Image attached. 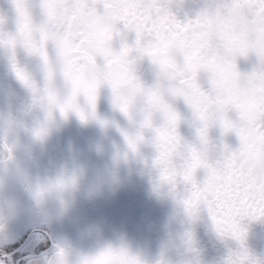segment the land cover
I'll return each mask as SVG.
<instances>
[{"label":"snow or ice","instance_id":"snow-or-ice-1","mask_svg":"<svg viewBox=\"0 0 264 264\" xmlns=\"http://www.w3.org/2000/svg\"><path fill=\"white\" fill-rule=\"evenodd\" d=\"M15 27L9 28V16L0 9V46L8 50V60L16 77L34 95L47 101L52 109L67 117L76 112L82 121L97 118L99 89L107 83L113 93V103L128 118L139 105V129L130 134L121 129L130 148L138 150L150 130V142L156 155V184L168 186L173 195L195 217L206 206L214 226L221 236L238 240L241 248L230 252L225 264H246L250 253L244 246L245 217H264V56L249 73H242L238 57L248 56L255 46L239 47L228 41L209 40L205 16L181 19L169 10L165 0H8ZM160 6L157 15L145 11L146 3ZM214 0L201 11L210 9ZM255 6L264 14V0ZM37 10L39 19H37ZM65 13H78L96 26L94 35L73 33L61 22ZM187 15V13L185 14ZM128 34H134L129 42ZM117 37L120 47L115 46ZM38 56L44 73L41 86L31 73L21 66L17 49ZM55 51V58L50 55ZM144 56L157 68L154 84L146 85L137 75L136 62ZM68 86L61 94L55 86L57 75ZM202 74L206 75L207 87ZM86 98L89 109L80 104ZM182 98L191 108L198 142L186 141L180 131L181 114L169 100ZM235 113L231 116L230 113ZM161 119L156 122V117ZM101 124L107 121L101 120ZM219 123L223 133L235 131L240 144L236 148L223 143L219 154L214 144L211 152L208 130ZM38 138L47 133L37 126ZM249 136L253 139L250 140ZM203 170L204 176L198 173ZM57 183L74 184L75 177L58 178ZM195 251L194 246L189 247ZM65 247L57 245L47 264H72ZM79 264H144L127 250L111 246L99 253L83 257ZM157 264H163L158 261ZM184 264H191L190 261ZM258 264V262H253Z\"/></svg>","mask_w":264,"mask_h":264},{"label":"rangeland","instance_id":"rangeland-1","mask_svg":"<svg viewBox=\"0 0 264 264\" xmlns=\"http://www.w3.org/2000/svg\"><path fill=\"white\" fill-rule=\"evenodd\" d=\"M178 13L177 11V15ZM189 17L194 16L191 15ZM80 18L83 29L89 35H94L96 31L95 24L83 15H80ZM126 38L129 42H133L134 34H128ZM120 43L121 38L117 37L115 46L119 48ZM50 55L53 59L55 58L54 49L50 48ZM17 57L21 66L25 67L31 73L32 78L42 86L44 73L40 58L27 53L23 47L17 53ZM4 62L6 64V81L2 82V85H5L6 89L3 87L0 90V132L9 145L16 146L19 156H26V159L33 166L37 165L36 168L31 167L30 169L31 178L29 183H47L60 177L68 179L78 173L79 171H76L80 164L78 151L70 144L73 139L66 134L67 131L64 125H68L69 130L73 129L77 133H80L83 127L84 129L85 127L86 129H91L90 127L97 126L96 128H98L105 143L113 147L111 155L128 154L127 159L117 162V167L120 169V166H122L121 169H123V174L126 178L125 186L128 190H131L132 197L141 202L151 201L156 206H159L157 214L152 217V231L158 234L160 245L161 241L169 234L167 222L170 217H175L171 225L172 232H191L195 242V251L190 250L189 247H184L178 251H172L171 258L176 260L180 258L185 261L191 258V264H225L230 252L238 251L241 248L240 242L235 238L221 236L213 226L214 224L212 225L214 228L208 227L206 222L212 220V218L206 206H201L199 212L193 217L188 213L183 202L172 194L168 186H165L166 191L163 194L155 190L154 182L158 176V171L154 166L156 150L150 142V137L152 136L150 130H145L144 132L149 139L139 145L138 151H132L121 128H117L112 118H105V115L101 114L97 109V116L101 119L90 117L87 121H82L74 111L68 114L71 116L70 121L68 116L64 117L57 109L56 119L58 123L50 127L44 141H38L31 130L44 121L45 110L39 106L30 89L26 91L23 98L18 99L15 97L13 80L16 75L11 69L8 55L5 57ZM142 81L146 85L155 83L154 81ZM55 86L61 94H66L68 91L66 82L59 74L55 79ZM98 98V108L102 107L104 102L114 105L113 93L108 84L104 83L101 85ZM168 98L181 114L182 119L179 131L182 137L186 141L197 143L198 135L196 129L199 122L193 123L194 116L191 108L182 98H173L171 96ZM79 102L86 110L89 109L85 97L81 96ZM123 115L124 113L121 111L122 129L134 134L140 127L139 114L134 112L133 119L129 120L126 125ZM160 119L157 116L156 122L159 123ZM101 120L107 121V123L101 124ZM11 126H15L17 131L9 134ZM208 134L217 146L213 156L219 154V149L223 143H227L232 148H236L240 144L239 137L235 131L223 133V129L218 122L209 128ZM200 174L202 175V172L198 173V176L202 178ZM86 176V172L84 173V178L83 175H80L77 187L66 198L50 197L44 206H40L34 201L33 204L38 209L35 214L31 213L25 203H21L16 198L13 186L15 180L9 181L6 188L0 191L3 195L4 204L18 205L21 211L8 219L5 229L0 232V238L5 237L7 239L6 243L0 245V251L4 255L13 253L12 256L16 264L20 262L22 254L30 256L31 254L29 253L20 254L18 253L19 251H16L28 236L21 243L15 244L18 245L17 247H14L15 245L13 244L15 240L25 233L29 226L31 227L32 225L34 228L38 224L43 226L41 228L47 230L57 245L65 247L67 251L70 249L72 251L70 252L71 254L81 251L80 255L82 258L95 255L109 246L115 249L123 248L130 254L138 256L143 250L141 241L146 239L145 237H140L142 229L148 228H146V223L140 220L139 217L136 219L132 217L131 219H126L121 215L119 217V214H113L111 209H109L111 211L109 213L101 198L102 190L94 191L90 189L86 182L87 179H85ZM44 218H47V221ZM241 223L246 229L244 246L250 253V258L246 261V264H253V262L264 264V217L256 219L245 217ZM40 238V235H33L31 237L32 242L37 239V246L35 245L36 247L34 248L29 240L30 243L25 250L34 251L41 248L38 250V253H41L43 246L46 245L44 241L46 239L40 240ZM25 261L27 263L23 264H45L46 262L41 258ZM157 262L158 260H152L149 264H157ZM72 264L75 263L72 262Z\"/></svg>","mask_w":264,"mask_h":264},{"label":"trees","instance_id":"trees-1","mask_svg":"<svg viewBox=\"0 0 264 264\" xmlns=\"http://www.w3.org/2000/svg\"><path fill=\"white\" fill-rule=\"evenodd\" d=\"M144 80L152 81L148 79ZM98 104L99 103H97V105ZM96 109L101 114L105 115V118H112L117 128L122 129L121 125L123 121L120 117L121 110L116 107L115 104L110 105L104 102V105H102V107L98 108V106H96ZM123 118L126 125L130 119L125 114L123 115ZM70 119L71 116L68 115V120ZM99 119L101 118L99 117ZM64 127L67 131L66 134L68 135V137L70 136L72 137L71 139H73L72 143L70 144L75 148V150L78 151L77 153L80 164L76 171H82L83 178L84 173L86 172L87 176L85 179H87L86 182L90 189L94 191L102 190L101 198L103 204L106 205V208L108 210L111 209L113 214H119V217L120 215L126 219H131V217L136 219L137 217H139L140 220L146 223V228H148H143L140 233V237L146 238L144 241H141L143 250H141V252L138 254V257L141 259V261H143L144 264H149L152 262V260L162 261V258L167 262V264H184V262L191 261V258H188L186 261L180 258L176 260L174 258H171V252H163L162 247L159 243V236H157L158 234L152 231V217L157 214L159 206H156V204L152 203L151 201L141 202L132 197L131 190H128V188L125 186L126 178L123 174V169H121L122 166H120V169H118L117 156L111 155L113 153V147L112 145L110 146L109 144L105 143L104 138L101 137L98 128H96L97 126H92L90 127L91 129H86V127L84 129L83 127L80 133L75 132L73 129L69 130L68 125L66 124L64 125ZM249 139L252 140L253 138ZM20 158L24 163L28 176L24 181L15 180V182L13 183V186L15 188V195L21 203H25V205L29 207L31 213L33 212L35 214L37 213L38 209L33 204L35 200L26 187V184L29 183V179L31 178V175L29 173L31 167L33 166L32 163L28 159H26V156H20ZM111 177L117 178L114 185L104 182V178ZM109 213H111L110 210ZM44 219L47 221V218ZM35 227L41 228L43 226H40L38 224L34 226V228L32 227V225L31 227L29 226L26 229L25 233L19 239L15 240L13 245L21 243V241H23L26 236H30V241L32 242L31 237L35 234L41 236L40 240H44L43 238L46 239L44 234L39 231L37 232V230H34L36 229ZM6 242L7 239L5 237L0 238V245H3ZM37 243V239L33 240L32 244L34 248L37 246ZM46 245H48V242H46ZM17 246L18 245H15L14 247ZM26 247H24L18 253L22 254L26 252L29 254H35L38 253L39 249H41L39 248L34 251H26ZM70 252L72 251L68 249V259L75 264H79V261L82 259L80 255L81 251H78L79 253L72 254ZM0 255H4L2 251H0ZM171 260L173 261L171 262ZM23 263L27 262L23 259L21 264ZM0 264H16V262L13 259V256H3L0 257Z\"/></svg>","mask_w":264,"mask_h":264},{"label":"clouds","instance_id":"clouds-1","mask_svg":"<svg viewBox=\"0 0 264 264\" xmlns=\"http://www.w3.org/2000/svg\"><path fill=\"white\" fill-rule=\"evenodd\" d=\"M169 10L174 11L177 13V11L183 9L184 5L187 3V0H165ZM145 11L149 15H157L160 12V6L158 4L149 2L145 4ZM232 14H242L240 13V10L238 9H232ZM197 14H201L205 16L206 19L211 20L213 24L217 22L219 19L220 14L213 12L209 9L198 11ZM247 35L250 38H258L261 41H264V16H260L259 18H253L248 23L247 27ZM255 53L257 58L259 59L261 56H264V45H262L260 48L255 49ZM38 104L40 107H42L45 110L46 116L44 121H42L38 126H43L45 129H47V133L42 135L41 137H37L33 134V136L38 141H44L48 135L49 129L52 125L57 124L58 121L56 119V110L52 109L50 114L48 110V105L46 100H39ZM142 111V108L139 105H135L133 108V112L139 113ZM198 127V126H197ZM17 131L15 126H11L9 130V134L15 133ZM214 142L212 141L211 137H208V143L203 145V149L206 152H211L213 150ZM132 151H138L133 150ZM128 154L125 153L123 155L117 156V162L123 159H127ZM0 191L6 188V185L9 181L12 180H19L24 181L27 176V170L24 166L23 161L21 160L20 156L18 155L17 148L15 145H9L6 144L3 150H0ZM82 175V171L74 174L72 177H75V183L74 184H60L57 183V180L49 181L47 183H41V182H31L27 183L26 187L28 191L33 196L35 202L40 205L44 206L46 204V201L50 197H61L66 198L72 191L77 187L79 182V177ZM61 178V177H60ZM64 178V177H63ZM65 181L68 179L64 178ZM116 177L111 178H104V182L115 184ZM155 190L158 193L163 194L166 191V187L164 185H155ZM19 211H21L20 207L15 204H8L5 205L2 215L6 217L5 220L0 221V229H3L7 225V220L10 219L13 215L17 214ZM175 217H170L168 220V227H169V234L161 241V247L164 253H169L172 251H178L184 247H190L194 246V239L192 237L191 232H185V233H174L171 231V225L174 221ZM163 264H167V262L162 258Z\"/></svg>","mask_w":264,"mask_h":264},{"label":"flooded vegetation","instance_id":"flooded-vegetation-1","mask_svg":"<svg viewBox=\"0 0 264 264\" xmlns=\"http://www.w3.org/2000/svg\"><path fill=\"white\" fill-rule=\"evenodd\" d=\"M255 2L256 0H214L213 6L209 10L219 13L220 16L215 24H213L211 20L206 19L207 27L205 29V32L209 40L216 41L217 43L228 41L233 44H236L237 46L241 48L247 47V46H255V49H258L262 45H264V41H261L258 38H250L247 35V27H248L249 21H251L253 18H259L260 16H264V14H262V11L256 8ZM209 3H211V0H187V3L184 5L183 9L178 11L179 12L178 17L181 19H187L191 15L195 16L198 11H200L202 8H204ZM9 5L10 4L8 0H0V9H3L4 11L8 13V16H9L8 27L11 29V28H14L15 25L12 20L14 13L11 11V8L9 7ZM232 9H238L240 10V13L246 14V16L241 15V14H232L231 12ZM186 13L187 15H185ZM37 19H39L38 10H37ZM60 19L62 23L67 24L68 28L70 27L72 21H74L75 33H81V32L87 33L81 25L80 14L65 13L64 15L61 16ZM21 48L22 47H18L17 53L21 51ZM8 54L9 53L6 51V49L3 46H0V90L3 89V87L4 89H6L5 85H2V82L6 81V73H5L6 64L4 61H5V57ZM144 58H149V57L145 56ZM139 60H137L136 62V67L138 68L140 67ZM237 63L242 73L251 72L258 65V58L256 56L255 51L250 53L248 56L238 57ZM155 71H156V68H155ZM138 76L140 77L141 80L146 79V78H142L140 74H138ZM15 80H19V79L16 77L13 80V82ZM148 80H152L154 82L156 81L155 78L148 79ZM202 80L204 82V86L207 87L208 85H207L206 75L202 74ZM13 90H14V87H13ZM27 90L28 88L25 86L22 96L18 99L23 98ZM0 103H1V98H0ZM230 115L234 116L233 114H230ZM249 138H252V137L249 136ZM5 139L6 138L0 132V150H3L6 144H8ZM36 166L37 165L35 164L33 167L36 168ZM201 172H202V175L200 174V176H202L203 178L204 171L201 170L199 173ZM4 207H5L4 199L0 193V215H1L0 221H3L6 219V217L2 215ZM0 226H2V224H0ZM4 229L5 228L0 229V231H3ZM34 230H37V232L39 231L42 234H44V236L46 237V240L44 241L48 242V245H44L41 251L43 252V256L41 257V259L45 260L46 261L45 264H46L49 257L53 254L49 252L48 248L52 242L54 244L56 243L54 239L52 238V236L45 229L38 227ZM29 242L30 241H28V243L24 247H26L29 244ZM3 256L5 255H0V257H3ZM25 256L28 257L29 255L23 254L18 264L22 263V260ZM26 257L24 258V260H33V258L26 259Z\"/></svg>","mask_w":264,"mask_h":264},{"label":"water","instance_id":"water-1","mask_svg":"<svg viewBox=\"0 0 264 264\" xmlns=\"http://www.w3.org/2000/svg\"><path fill=\"white\" fill-rule=\"evenodd\" d=\"M69 29L75 33V29H74V21H72ZM6 51L8 52V50L6 49ZM139 64H140V67H136V71H137V75L140 74V76L142 78H146V79H152V78H155L157 79V68L156 66L152 63V61L150 60V58H142L141 60H139ZM155 68H156V71H155ZM13 86H14V91H15V97L16 98H20L22 96V93H23V90L25 88V85L20 81V80H15L13 82ZM230 114H233L235 115V113H230ZM207 225L208 227H212L213 225V222L211 220H208L207 222ZM30 240V236H28L24 242L20 245L19 248H17L16 251H19L21 250L27 243L28 241ZM56 244H54L53 242L51 243V245L49 246V252L51 253H54L55 250H56ZM13 253H8L6 254L5 256L6 257H10ZM43 256V252L41 253H38V254H34V255H30L26 258H33V259H38V258H41Z\"/></svg>","mask_w":264,"mask_h":264}]
</instances>
